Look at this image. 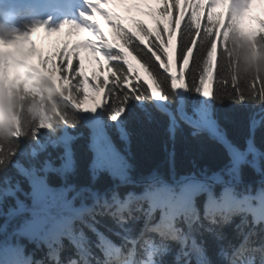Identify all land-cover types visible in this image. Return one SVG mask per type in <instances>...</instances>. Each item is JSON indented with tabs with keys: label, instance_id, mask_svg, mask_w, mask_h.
Instances as JSON below:
<instances>
[{
	"label": "trees",
	"instance_id": "1",
	"mask_svg": "<svg viewBox=\"0 0 264 264\" xmlns=\"http://www.w3.org/2000/svg\"><path fill=\"white\" fill-rule=\"evenodd\" d=\"M162 6L157 4L146 9L152 25L141 20L121 25L132 29L143 23L154 29L156 17L151 14V9ZM191 6L196 8L199 16L194 12L191 21L185 16L182 25L180 20L173 25V34L177 35L175 60L158 62L159 57L153 59L140 51L138 44L132 43L151 69L146 71L142 62L135 60L148 83L132 75L123 89L132 93L139 91L142 84L156 90L154 76L165 87V98H159L165 109L156 106L150 91L142 100L130 99L121 116L113 120L112 113L119 102L107 96V103L101 110L105 134L99 131L96 152L91 146L90 129L80 112L71 107L62 111L67 113L66 119L74 116L76 122L69 119L68 123H53L52 132L59 136L66 130L73 139L65 147L48 146L43 152H33L38 143L45 141L47 131L39 129L36 139L20 137V132L26 111L29 115L32 112L29 106H36L42 100L46 78L32 68L29 75L33 86L27 89L23 88V81L11 80L10 83L8 75L2 79L0 97L3 106L10 94L20 90L27 93L29 100L23 111L14 107L10 114L13 130L19 137L16 144H0L7 161V166L0 168V186L5 185L7 179L10 185L17 186L15 196L7 198L0 208V264H6L4 255L14 260L15 254L25 264H35L38 260L48 264V253L58 248L61 261L67 264L69 259L78 258V238L86 243L93 256L103 259L98 247L101 234L125 251L133 247L129 240L136 242V261L139 262L146 258L145 248L141 247L146 232L154 243L157 241L155 244L160 249L155 256L156 264H233L231 256L239 248L246 256L250 255L255 264H261L264 258V196L260 195L264 192V101L247 93L241 101L232 87L240 84L244 91L251 84V81L245 84L239 76L245 51L250 59L264 61V20H258V27L249 38L232 14L233 8L226 18L222 13L221 19L219 15L213 18L211 0H199ZM205 7L208 8L206 19ZM200 21H203L202 27ZM116 24L117 21L112 22L109 28L112 40L116 39ZM120 37L125 44L130 43L123 33ZM189 49L191 54L186 59ZM116 51L118 49H112L113 55ZM58 52L56 50L51 55ZM162 55L167 56V53ZM39 62L46 69L48 57L40 56ZM79 63V59L73 61V72ZM94 64L100 69V62L94 61ZM173 65L177 74L179 71V80L170 75ZM209 72L214 74V79L205 87L213 95L204 96L195 89ZM68 75L71 78L72 73ZM176 81H184L188 89L173 92L167 88ZM72 82L75 84L76 79ZM51 103L59 108L62 101L54 95L52 100H46L45 110ZM180 105L202 127L182 118L178 113ZM45 110L40 109L37 123L49 117ZM3 115L4 109L0 108V117ZM214 134L217 139L212 137ZM111 148L121 160L123 177L116 174L108 157ZM13 149L16 155L8 162L7 154ZM17 163L28 170L39 169L53 191L45 199H38L31 180L15 167ZM128 181L136 184H126ZM226 190L235 197L234 201L229 199V203L243 201L241 209L227 219L212 223L205 209L208 192L219 202ZM114 197L139 202L134 219L121 225L105 212L102 205L105 201L111 203ZM247 198H251V204ZM69 199L71 203L66 205ZM32 210L70 216L74 220L72 230L76 240L64 238L56 244L53 241L48 243L44 237L41 239L43 231H34V223L45 218V227L52 217ZM78 213L81 218H75ZM178 214L179 222L175 227L179 231H172L169 223L175 221ZM186 216H198L199 219L186 223ZM162 225L167 228V233H171V238L160 230Z\"/></svg>",
	"mask_w": 264,
	"mask_h": 264
},
{
	"label": "snow or ice",
	"instance_id": "2",
	"mask_svg": "<svg viewBox=\"0 0 264 264\" xmlns=\"http://www.w3.org/2000/svg\"><path fill=\"white\" fill-rule=\"evenodd\" d=\"M52 2V0H44V3ZM55 2L67 5L69 8H74L77 0H55ZM113 0H83L85 9L78 11L79 20L77 19H68L64 18L59 22L54 21L53 15L49 14L47 19L35 20L30 25L27 26V30L21 32L16 31L10 35V38L7 40L0 39V51L6 52L3 50V46H14V45H24L30 43V37L32 34L42 29L48 35L53 33H58L61 29H64L66 26L72 28L80 29L82 32H87L90 36L94 34L92 40H96L97 36H100L104 41L107 50L101 53V50H97L91 46L84 47L90 49L92 53L96 54L99 58L101 55L103 57L102 62L100 63V74L97 72H92L91 76L86 74L84 69V62L81 59L79 66L73 72L72 65L73 61L79 58V53L75 51L77 47H73V50L70 51L67 46L62 47L58 53H55L48 57L47 68L43 71V76L46 78L45 83L52 84L58 91L63 90L65 96H70L73 99L75 107L79 110L85 111H95L96 108H83L85 101L88 99V93L86 91V85L91 81L90 86L97 93L106 92L107 96L115 98L119 102V106L116 107L112 113V119L116 120L124 111V106L130 99H136L137 96L140 97V100L146 98L151 91V96L153 97H162V88L157 87L155 84L156 90H151L150 88L144 87V85H139V91H134L129 93L123 89V86L126 85L132 75L136 74V68L134 67L132 60H138L142 62V67L145 68L147 63L141 58L137 53V50L132 47V43L139 45L140 51L145 52L149 56H152L153 59L159 57V60H167L174 58V53L177 50V35L173 34V25L177 20H180L181 25L185 16L187 20L191 21L193 19V13L196 12V8L191 5H195L199 0H120L121 3H127L131 7L140 9L144 6L151 8L152 3L162 4V7L151 9V14L156 17V27L154 29L148 28L143 23H138L132 29H127L121 25L119 18L115 14L107 9L105 6L112 3ZM264 4V3H261ZM217 8V7H216ZM216 8L212 9L213 18H216L219 15V18L223 19V12L217 13ZM103 14L105 18L115 17L117 24L114 28L115 31V40H107L101 34V30L93 23L96 21V15ZM197 17L199 13L196 12ZM208 16V8L205 7L204 17L205 19ZM111 22V21H110ZM171 22V23H170ZM200 26L202 27L203 21H200ZM49 29V31H46ZM118 29V31L116 30ZM120 33H123L125 37L128 38L130 43L125 44L121 39ZM154 37V39H153ZM163 41V43H161ZM32 44V43H31ZM30 47L25 53L23 49H17V51H7L9 53L8 58V72H9V81L11 83L12 77L15 76L17 72L16 61L23 59L29 63H38L33 62L31 58L34 52ZM118 49L115 55H113L112 49ZM63 53V55H61ZM162 53H167V56L162 55ZM135 54V55H133ZM154 54V55H153ZM132 57V59H129ZM216 53L213 51V58L215 59ZM244 60L251 65L258 67L259 62L253 59H250L247 55V52L244 53ZM116 61L115 64H110V62ZM66 62V63H65ZM61 65H64L63 67ZM125 65L127 66L125 68ZM148 66V65H147ZM148 68H150L148 66ZM151 69V68H150ZM108 73L109 76H104V73ZM69 73H72L71 78H69ZM78 78V79H77ZM23 79V78H21ZM73 79H76V83L73 84ZM111 79V86L110 85ZM214 74L209 72L206 79H202L199 82V87L195 90L203 94L204 96H212L213 92L209 91L205 85L213 81ZM257 81L259 82V89L257 90ZM157 83L159 80L157 79ZM31 83H25L23 88L27 89L32 87ZM184 81H176L173 84V87L176 89L184 88ZM117 89H120V92L117 93ZM264 78H261L259 75L254 77L251 80V84L248 85L247 89L242 91L240 84H236L232 87V90L239 96L240 100L243 101L245 93L248 95L255 96L261 101H264ZM74 90V91H73ZM83 92V99L80 98L79 93ZM29 100V97L26 92L20 90L15 94H10L5 100L4 105V115L0 117V132L5 131V125L8 128L13 129V121L10 118V114L14 107H19L21 111L24 110L26 106V101ZM35 106L30 105L29 110H33ZM50 118L45 117L40 121L42 126L51 127L49 122ZM19 137L15 134L14 139ZM3 147H0V163L5 161V156L3 155ZM16 155V150L13 149L7 154L8 162L11 161V158ZM199 195V193H197ZM264 196V192L260 194ZM229 199L235 200V197L231 194L230 190H226L224 197L221 201H217L213 194L208 192V200L205 202L206 216L212 223H216L217 220L227 219L231 214L241 209L243 201H236L235 204L229 203ZM251 204V198H247ZM217 211L220 212V215H217ZM186 223H191L194 219L198 220V216L193 217H184ZM179 222V214L175 221L169 223V228L172 231H179L176 229L175 225ZM73 230L69 231L70 239L75 240V235H73Z\"/></svg>",
	"mask_w": 264,
	"mask_h": 264
},
{
	"label": "clouds",
	"instance_id": "3",
	"mask_svg": "<svg viewBox=\"0 0 264 264\" xmlns=\"http://www.w3.org/2000/svg\"><path fill=\"white\" fill-rule=\"evenodd\" d=\"M163 43V41H161ZM191 54V49L189 52L185 54L187 59ZM148 66L145 65V70L148 71ZM151 73V72H149ZM259 75L261 78H264V61L259 62V66L255 67L250 63L244 62L241 64L239 69V76L245 84L251 81L254 77ZM176 80L181 79V76L178 74L175 77ZM153 83L159 88L162 85V82L159 81L157 83V79L153 76ZM199 87V86H198ZM167 88H170L173 92L177 89L173 87V85H169ZM165 87L162 88V93ZM184 89H188L187 83H185ZM264 92V89H262ZM54 95H58L60 100L62 101L60 107L58 108L55 103H51L48 105L47 110H45V102L46 100H52ZM160 98L161 97H157ZM162 98H165L162 95ZM136 100H140V97L137 96ZM67 107H71L73 109L79 110L75 107L73 99L70 96H65L63 90L58 91L52 84L45 83L44 92L42 96V100L37 103V105L33 108L31 114L29 115L26 111L24 119H23V127L20 132V137L22 136H30L31 139H36L39 129L46 128L51 130L53 127V123L60 124L68 123L69 119L72 120L73 123L76 122L74 116L66 119L67 113L62 111ZM43 108L50 118L49 122L51 127L42 126L40 123L36 122V117L39 114L40 109ZM5 131L0 132V144L9 143L12 145L16 144V140L14 139L15 130L8 128L7 125L4 126ZM31 129V131H29ZM7 161L5 160L3 163H0V168L6 167ZM102 207L105 208V212L109 214L118 224H125L128 220L134 219L137 209L139 207V202L132 200L130 201L127 197L121 201L118 197H114L112 202L109 203L105 201ZM217 215H220V212L217 211ZM75 218H81V213H78ZM100 243L98 247L102 253L103 259L99 257H95L91 252L88 251L86 247V243L78 238L77 246H78V258L69 259L67 264H156L155 256L160 251L159 247L151 240V238H144L143 247L145 248V259L136 261V252H135V243L134 241L129 240L128 243L132 244L133 247L125 251L123 247L117 246L113 244L107 237H103L101 234ZM167 238H171V233H166ZM48 264H63L60 258L59 248L57 250L50 251L47 256ZM35 264H45L44 260H38ZM242 264H246V261L242 262Z\"/></svg>",
	"mask_w": 264,
	"mask_h": 264
},
{
	"label": "rangeland",
	"instance_id": "4",
	"mask_svg": "<svg viewBox=\"0 0 264 264\" xmlns=\"http://www.w3.org/2000/svg\"><path fill=\"white\" fill-rule=\"evenodd\" d=\"M252 3H254V5L256 6L258 13L260 16H262L264 18V0H250ZM152 5H156V3H152ZM132 9V14H134V16H139L141 19L145 20L148 23H151L150 19L144 14L143 8L140 9H136L131 7ZM129 11V10H128ZM127 9L122 8V13L123 14H127ZM131 14V13H130ZM30 24H26L25 26H19V27H9L6 28V30L1 31L0 32V39L3 40H7L10 38V35L16 31H25L27 30V26ZM46 31H49L46 29ZM42 30H38L36 31L38 35V38L33 40V34L30 37V43L29 44H24V45H14V46H8L5 45L3 46V48H7V49H11L13 50H17L20 48H24L25 46H33L34 47V54L32 55L33 60L35 58H37V56L39 55V53L41 52H48V51H52L54 50L56 47H61L64 46L66 43V37L68 35L73 34L74 36H78V34L80 33V29H76V28H72L70 26H66L64 29H61L58 33H53L52 35H48L47 33L43 32L41 34ZM9 36V37H8ZM100 46H105V44L103 42L99 43ZM86 74H88L89 76H91L92 72H97V74H100V70H98L94 65L90 64L87 62L86 64ZM136 74L138 77H141L138 73V71H136ZM104 76H106V74L104 73ZM142 78V77H141ZM91 81L89 82L88 85H86V91L88 93V97L90 96L89 92L90 90H93L92 87L90 86ZM106 92H104L105 98H104V102L102 104V106L104 104L107 103V95L105 94ZM83 95L84 93L81 92L79 93V96L81 99H83ZM89 103L88 99L85 101L83 108H86V104ZM91 104V103H90ZM93 105V104H92ZM91 108H95V107H91ZM100 111V108H96L95 111H85V110H81L82 114L88 118L91 119L92 121L96 122L95 124H97L99 119L101 122L98 123V127L99 129L102 128L104 131V127H105V122L102 121L100 119V117L98 116V113ZM120 117V116H119ZM117 122V121H116ZM42 130L47 131V135L45 137V141L44 142H40L38 143L37 147L33 150V152L38 153V152H43L46 150V148L48 146H56V145H60V146H65L69 143V141L71 139H73V136H71L68 132L67 135H65V139L64 141H61L60 138L63 135V133L59 136H54L52 129H46V128H42ZM108 157L116 171V174L119 175L120 177L124 176V168L123 165L121 163V160L119 159V157L117 156V153L113 150V148L110 149V152L108 154ZM15 167L17 168V170L21 173V175L28 177V179L31 180V183L34 184L35 183V178L40 174L39 169H32V170H28L26 168H24L21 164L17 163L15 164ZM16 185H10V180L7 179L5 181V185L0 186V208L2 207L3 202L7 199V198H13V196H15V192L14 189L16 188ZM163 216H161L162 218ZM10 220V219H8ZM44 219L38 220L34 223L33 226V230L36 232H39L42 230V225L44 224ZM59 242V241H57Z\"/></svg>",
	"mask_w": 264,
	"mask_h": 264
},
{
	"label": "bare ground",
	"instance_id": "5",
	"mask_svg": "<svg viewBox=\"0 0 264 264\" xmlns=\"http://www.w3.org/2000/svg\"><path fill=\"white\" fill-rule=\"evenodd\" d=\"M129 59H132L131 57H129ZM132 63H133V65H134V67L136 68V70L138 71V73H139V75L142 77V78H144V79H146L147 80V78H146V76H145V74L143 73V71L141 70V68L137 65V63H135L133 60H132ZM89 94H90V96L88 97V102L89 103H87L86 104V108H88V109H91V107L93 106V107H95V108H101L102 107V104H103V102H104V98H105V95H104V93H97L96 91H94V90H90V92H89ZM91 103V104H90ZM93 104V105H92ZM98 121V123L99 122H101L99 119H97ZM65 135H67V131L66 130H64V133H63V135L61 136V138H60V140L61 141H64V139H65ZM62 147H64V146H62ZM161 229V228H160ZM162 231H163V229H161ZM56 239H57V241H59V242H55L56 244H58V243H60V239L56 236L55 237ZM55 240H53V242H54ZM24 263V262H23Z\"/></svg>",
	"mask_w": 264,
	"mask_h": 264
}]
</instances>
